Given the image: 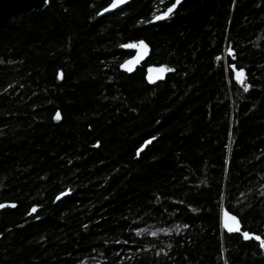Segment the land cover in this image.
I'll list each match as a JSON object with an SVG mask.
<instances>
[{"label":"trees","instance_id":"obj_1","mask_svg":"<svg viewBox=\"0 0 264 264\" xmlns=\"http://www.w3.org/2000/svg\"><path fill=\"white\" fill-rule=\"evenodd\" d=\"M110 2L0 26V264H264V0Z\"/></svg>","mask_w":264,"mask_h":264},{"label":"water","instance_id":"obj_2","mask_svg":"<svg viewBox=\"0 0 264 264\" xmlns=\"http://www.w3.org/2000/svg\"><path fill=\"white\" fill-rule=\"evenodd\" d=\"M133 0H127L126 3H118V0H111V2L103 8L99 12V16H105L111 13H114L122 8H124L126 5L131 3ZM182 0H180L181 2ZM49 0H0V26L4 25L7 21L10 19L20 16V15H26L32 11H39L43 10L48 5ZM180 4V3H179ZM179 4H176V0L174 4H172L170 7H168L164 12L158 14L157 16H163L169 8H172L173 5L175 7L173 8V11L165 16L164 19L170 17L178 8ZM115 5V7L113 6ZM156 16V17H157ZM156 17L151 20V22H158L163 19L157 20ZM141 42L143 43V46H141ZM130 45H136V47H130ZM124 48L128 50L134 51V55L130 57L128 60H126L123 64V68L126 71L133 72L144 64L149 56H150V48L147 46L146 42L144 40L139 41H131L123 45ZM146 77L148 82L155 83L162 79V70L157 65H147L146 67ZM152 142V139L147 140L138 150L137 155L139 156L141 152H143L148 145H150ZM71 192L69 190L62 192L56 199V202L62 200L64 197L68 196ZM0 205H3V207H0V212L6 209L7 207H13L14 203L12 202H1ZM235 217V221H233L231 218ZM236 222H238L240 231H233L237 233H243L240 219L235 214H229L222 220V225L226 230H228L229 227H235ZM229 231V230H228ZM249 237L254 238L257 242L260 243L261 247L264 249V239L255 234H250ZM257 237L259 239H257Z\"/></svg>","mask_w":264,"mask_h":264},{"label":"snow or ice","instance_id":"obj_3","mask_svg":"<svg viewBox=\"0 0 264 264\" xmlns=\"http://www.w3.org/2000/svg\"><path fill=\"white\" fill-rule=\"evenodd\" d=\"M127 2V0H118V3H126ZM180 3V0H176V4H179ZM114 7H115V5H113ZM175 7V5H173V7L172 8H169L168 9V11L163 15V16H157L156 17V19L157 20H159V19H164L165 18V16H167L168 14H170L172 11H173V8ZM141 46H143V43L141 42ZM130 47H136V45H130ZM242 77H243V72L241 71V72H239V73H237V79H238V81H240L241 83H243V79H242ZM245 90H247V88L245 89ZM56 119L57 120H59L60 119V115H59V113H57V116H56ZM13 207L15 206V205H12ZM0 207H3V205H0ZM33 211H35V209H33ZM233 221H235V217H232L231 218ZM228 230L229 231H240V228H239V225H238V222H236V226L235 227H229L228 228ZM244 237H245V239H248V238H250L249 237V234L247 233V232H245L244 233ZM257 239H259L258 237H257Z\"/></svg>","mask_w":264,"mask_h":264}]
</instances>
